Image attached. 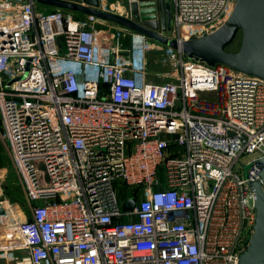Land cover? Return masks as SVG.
<instances>
[{"label": "built area", "instance_id": "obj_1", "mask_svg": "<svg viewBox=\"0 0 264 264\" xmlns=\"http://www.w3.org/2000/svg\"><path fill=\"white\" fill-rule=\"evenodd\" d=\"M236 3L172 0V38L214 33ZM46 7L0 0V141L24 195L0 190V264H240L264 79ZM153 51L168 82L151 80Z\"/></svg>", "mask_w": 264, "mask_h": 264}, {"label": "water", "instance_id": "obj_2", "mask_svg": "<svg viewBox=\"0 0 264 264\" xmlns=\"http://www.w3.org/2000/svg\"><path fill=\"white\" fill-rule=\"evenodd\" d=\"M35 1L67 12L94 16L137 32L151 41L178 51L188 59L203 61L210 66L225 65L235 71L264 79V0H237L230 18L219 29L203 38L187 41L172 38V0H131L128 16L103 9L102 0ZM237 41H240L239 50L230 51ZM252 187L256 197V225L240 264H264V170L262 183ZM135 204L134 199L130 200L124 211H132Z\"/></svg>", "mask_w": 264, "mask_h": 264}, {"label": "rangeland", "instance_id": "obj_3", "mask_svg": "<svg viewBox=\"0 0 264 264\" xmlns=\"http://www.w3.org/2000/svg\"><path fill=\"white\" fill-rule=\"evenodd\" d=\"M131 0H104L102 8L109 10L121 15H129V3ZM40 7H45L46 5L39 4ZM117 7V8H116ZM42 8V10L49 11L52 7L47 6ZM104 24L114 30H118L114 24L104 22ZM129 37L122 38L124 46H129ZM240 48V41H237L231 48L230 51L237 52ZM148 67L151 74V80L155 83L168 82L169 78H159L158 75H170L174 73L176 68L174 63L167 57L163 51L152 52L148 59ZM161 176H164V172L161 171ZM0 190L6 195L11 201H18L23 203V191L19 184V180L14 173L10 157L7 148L3 142L0 141Z\"/></svg>", "mask_w": 264, "mask_h": 264}]
</instances>
